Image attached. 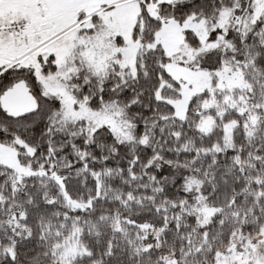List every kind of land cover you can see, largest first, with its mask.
Listing matches in <instances>:
<instances>
[{"label":"snow or ice","instance_id":"6c2138e0","mask_svg":"<svg viewBox=\"0 0 264 264\" xmlns=\"http://www.w3.org/2000/svg\"><path fill=\"white\" fill-rule=\"evenodd\" d=\"M0 264H264V0H0Z\"/></svg>","mask_w":264,"mask_h":264}]
</instances>
